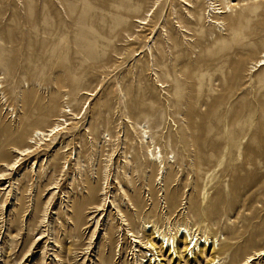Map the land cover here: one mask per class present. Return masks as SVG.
Instances as JSON below:
<instances>
[{
    "label": "rangeland",
    "instance_id": "1",
    "mask_svg": "<svg viewBox=\"0 0 264 264\" xmlns=\"http://www.w3.org/2000/svg\"><path fill=\"white\" fill-rule=\"evenodd\" d=\"M208 1L0 0V264H264V0Z\"/></svg>",
    "mask_w": 264,
    "mask_h": 264
},
{
    "label": "bare ground",
    "instance_id": "2",
    "mask_svg": "<svg viewBox=\"0 0 264 264\" xmlns=\"http://www.w3.org/2000/svg\"><path fill=\"white\" fill-rule=\"evenodd\" d=\"M210 1V2H209ZM209 12L212 13H224L223 10H218L214 7V0H209ZM227 10L230 9V6H226ZM220 11V12H219ZM135 22L138 24H144L145 18L142 19H135ZM263 58L259 59L260 64H264V56ZM61 121V120H59ZM59 124H53L50 126L48 130L45 132L36 130L34 132V136L32 135L33 142H39V140H42L44 137L48 136L50 133H54L57 131ZM60 129V128H59ZM46 141V140H45ZM227 143V142H226ZM199 148V145L197 146ZM228 148V145H221L220 141L217 144H211L210 148L213 150L216 149H222V148ZM202 148V147H201ZM29 147L18 149L16 150L17 154L20 156H24L28 154ZM32 150V149H31ZM201 150V149H200ZM213 150V151H214ZM219 151V150H216ZM221 151V150H220ZM215 152V151H214ZM161 157L160 153H156L155 155H152L151 159L152 161L156 160V156ZM19 157V156H18ZM159 157V158H160ZM17 159V158H16ZM159 160V159H158ZM16 163V162H15ZM14 163V165H15ZM13 165V164H12ZM99 209V207H98ZM80 211V210H79ZM146 228H148V238L145 241L144 244L140 243V240L134 238L135 243H140V245H144V247H149L152 249L157 256V259L154 256V261L162 259V256L165 254L167 256L171 255V259L174 260V262H180L183 259L186 261H191L194 264H221V257L217 255V250L219 248L218 246V240L214 238V236H204V235H197L195 232H189V230L179 225L177 230L175 232L170 231V227H168V230L160 231L152 228V225L145 224ZM152 228V232H149ZM158 232V233H157ZM130 236H132V233L128 232ZM148 245V246H145ZM136 250V245H135ZM258 255H264V250L257 253ZM257 256V255H256ZM255 255L248 256L246 260L239 264H251V262L256 258ZM164 258V257H163ZM183 260V261H184ZM170 261V260H169ZM182 261V262H183ZM188 263V262H187ZM177 264V263H176Z\"/></svg>",
    "mask_w": 264,
    "mask_h": 264
}]
</instances>
